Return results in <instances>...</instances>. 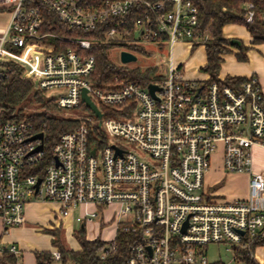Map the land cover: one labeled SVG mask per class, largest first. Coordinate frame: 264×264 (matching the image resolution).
I'll return each instance as SVG.
<instances>
[{"label":"built area","instance_id":"2783aa9c","mask_svg":"<svg viewBox=\"0 0 264 264\" xmlns=\"http://www.w3.org/2000/svg\"><path fill=\"white\" fill-rule=\"evenodd\" d=\"M3 4L11 10L0 38V79L1 66L12 62L45 94L55 91L51 99L57 108L84 105L85 90L100 112V118L79 119L73 130L59 134L47 148L44 125L6 120L0 111L4 233L26 221L29 201L40 200L56 203L60 218L81 205L100 210L115 206L110 221L134 238L127 246L126 264H212L205 255L208 244L225 245L238 262L240 250L254 243L264 245V172L251 170L252 149H264V96L256 77L229 84L209 77L191 80L172 66L176 41L194 45L210 38L199 29L198 11L190 0H4ZM242 8V19L251 23L254 4L246 2ZM50 20L61 31H50ZM97 31L108 43L136 49L148 42H169L166 74L145 86L135 80L94 85L89 80L94 69V57L88 53L91 42L80 35ZM48 39L54 43L45 44ZM148 85L156 86L155 97ZM98 105L114 111L104 117ZM96 126L106 138L103 144L91 130ZM108 137L134 143L150 159L123 150ZM214 156L225 176H247L244 198L227 199L206 185ZM96 216L97 211L84 212L75 221L84 224ZM4 254L18 264L16 245L0 246V260ZM51 257L60 259L57 249Z\"/></svg>","mask_w":264,"mask_h":264},{"label":"trees","instance_id":"16d2710c","mask_svg":"<svg viewBox=\"0 0 264 264\" xmlns=\"http://www.w3.org/2000/svg\"><path fill=\"white\" fill-rule=\"evenodd\" d=\"M198 11L199 29L208 32L210 38L203 43L205 62L200 70L207 74L212 82H219L218 72L223 60V55L228 52V41L222 35V30L226 25L233 24L244 27L251 37L252 45L264 44V1L262 0H190ZM252 2L255 7L254 17L251 23H245L242 19L243 5ZM51 21V20H50ZM53 27L50 31H61L55 21H51ZM67 34V32L63 31ZM71 34V32H70ZM90 40L91 47L88 51L94 57V69L89 76V80L96 86L105 87L108 83L116 80H135L143 86L158 79L155 67L146 69L127 68L114 65L108 57L109 50L114 46H128L124 43H108L103 40L100 31L95 33L81 34ZM53 40L48 39L45 44L52 45ZM56 45V44H55ZM58 45V44H57ZM56 45V47H57ZM196 44L192 45L195 46ZM243 48V47H241ZM238 60H245L243 52L235 54ZM3 77L0 79V111L6 120L26 119L33 123L35 127L44 125V142L49 148L57 139L58 135L73 130L79 120L61 118L57 116H46L42 114H27L25 106L37 105L39 107L55 108L53 100L47 98L45 92L40 90L35 82L21 77V68L15 64H4L1 66ZM246 77H225L224 83H239ZM104 117L111 115V111L106 107H100ZM93 134L99 137V144L105 143V136L99 131V127H93ZM51 244L60 253L61 264H126L129 257L128 243L133 241V236L129 233L116 230L112 241H101L99 239L87 240L84 227L74 232V238L78 242L79 250L73 251L65 249L59 241V231H51ZM264 246L261 243H254L237 253V260L241 264H258L251 256L257 247ZM103 257L101 258V255ZM36 264H53L51 252L40 251L33 253ZM14 264L15 258L12 255L4 254L0 264ZM212 264H222L214 262ZM264 264V263H263Z\"/></svg>","mask_w":264,"mask_h":264},{"label":"rangeland","instance_id":"374dc122","mask_svg":"<svg viewBox=\"0 0 264 264\" xmlns=\"http://www.w3.org/2000/svg\"><path fill=\"white\" fill-rule=\"evenodd\" d=\"M222 35L227 39L228 52L223 55V60L218 72V78L223 80L227 76H238V77H256L259 86L262 88L264 93V44L252 45L250 43V35L244 29V27L239 25L229 24L226 25L222 30ZM235 40L240 43V46L230 45V41ZM243 47V48H241ZM11 48V47H10ZM125 49L130 50L134 53L136 57L135 62L122 64L119 59V50ZM12 51L18 52L19 49L13 47ZM243 52L246 55L245 60H238L235 56L236 53ZM170 55V45L169 42H148L144 43L141 47L137 49H132L129 47H113L109 50L108 57L109 60L116 66H123L127 68H140L146 69L148 67L156 68V75H164L167 72L169 64ZM205 55L203 44H196L192 46L190 42L185 40L176 41L171 48V62L175 69H180L183 76L191 80H203L206 78L207 74L202 72L200 68L204 65ZM7 64V63H6ZM8 64H13L9 62ZM16 65V64H15ZM19 67V66H18ZM21 73L22 70H21ZM22 77V75H21ZM23 78V77H22ZM55 91H50L46 93L47 98H54ZM96 104H98L95 101ZM98 107H100L98 105ZM25 113L27 114H42L46 116H57L67 119H84V118H94V114L84 105H79L78 107L72 109L65 108H55L52 107H39L37 105L25 106ZM110 143L118 144L123 150L130 151L138 156H141L149 160V155L142 151L134 143L128 142L121 138H109ZM98 155V153H97ZM219 160L213 159L211 162V167L214 169V173L211 175L210 179H204L206 185L212 186V189L217 191L220 195H224L227 199L232 198H244L247 194V185L245 179L239 176L229 175L226 178L222 175L219 169ZM218 167V168H217ZM253 173L264 172V149L254 147L252 149V168ZM115 208L113 206L108 207V212L105 213L104 219H108V225H106V231L99 232V226L96 224H85V232L87 236L95 234L96 236L108 238V242L113 240L114 233L116 232L117 226L114 221H110ZM85 212L81 207L76 208L74 212V218L82 215ZM100 221L98 217L94 222ZM119 227V226H118ZM81 224L72 223L68 228H63L59 232V241L65 249L75 250L78 248V242L74 238V232L80 230ZM115 228V229H114ZM93 231V232H92ZM98 234V235H97ZM44 237L35 241L31 234L16 231L12 233L10 230L4 233L2 231V237L0 238V246L5 243H9L8 239H21L24 242V247L22 255H24L25 264H35L33 258H31L32 251H30L32 246L42 247L49 246V237L42 234ZM95 236V237H96ZM99 239L100 238H95ZM33 241H35L33 243ZM103 241V240H101ZM47 246V247H48ZM226 246L223 244H208L205 247V255L208 263L221 262L222 264H241L235 262L232 259V254L226 250ZM52 252V251H51ZM20 255V254H19ZM254 256L258 260H264V246H260L255 249ZM20 261V260H19ZM53 264H61L59 261H54Z\"/></svg>","mask_w":264,"mask_h":264},{"label":"crops","instance_id":"0c3cea01","mask_svg":"<svg viewBox=\"0 0 264 264\" xmlns=\"http://www.w3.org/2000/svg\"><path fill=\"white\" fill-rule=\"evenodd\" d=\"M3 1L4 0H0V38L4 34V32L7 28V25L9 23L10 10H11V6L3 4ZM207 77L208 76H206V78ZM227 77H238V76H227ZM261 91H262V88H261ZM262 94L264 96L263 91H262ZM213 159L219 160L218 156H214ZM214 169L212 167L210 168L209 172L206 175V178L210 179L212 177L211 175L214 173ZM219 169H220V167H219ZM220 171H221V169H220ZM222 175L224 176V178L229 176V175L225 176L223 173H222ZM232 176H234V175H232ZM236 176L243 177L245 179V182L247 185V176L245 174H239ZM79 207L84 209L85 212L91 213V212L97 211V216L92 221L81 224V228L84 227V229H85V224H93V225L98 224L97 226H99V229L96 231H98L99 235H100L99 232L106 231L105 226L108 225V219L107 218L104 219V216H105V213L108 212V207H105L101 210L92 206V205H81ZM113 207L115 208V206H113ZM58 208H59L58 205L56 203H53V202L31 200L26 204V206L24 208V217H25L26 221H24V223L21 226L13 227V228L9 229L12 233H14L16 231L29 233V234H31V237L35 241H38L39 239L44 237L42 234H45V236L49 237V246L47 245L48 247L45 245L42 247L32 246L30 248L31 249L30 251H32L31 258H33L35 264H36V262H35V258L33 255L34 252H40V251L51 252V251H54V247L51 244L52 236L49 234V232H51V231L61 232L63 228L70 227L72 225V223H74V222L77 223L75 221V218H74V212H75L76 208L73 209L71 211L70 215L65 217V218L59 217ZM98 217H100V221L95 223L94 221ZM77 224H80V223H77ZM115 233H114V236H115ZM95 236H96L95 234H93L91 236H87V234L85 232V237L87 240H93L95 238H100L103 241H108V238H106V237H101V236L95 237ZM1 237H2V226H1V222H0V238ZM8 241H10V242L5 243L2 246H6L9 244L16 245V247L19 250V254H20V255H18V264H25L24 255H22V252H23L24 247L26 248V246L24 245L23 240H21V239H14V240L8 239ZM35 241H33V243ZM258 248L259 247H257L256 249H258ZM76 250H79V246H78V248H76L73 251H76ZM254 259L258 264L264 263V260H258L255 256H254Z\"/></svg>","mask_w":264,"mask_h":264},{"label":"water","instance_id":"95a60500","mask_svg":"<svg viewBox=\"0 0 264 264\" xmlns=\"http://www.w3.org/2000/svg\"><path fill=\"white\" fill-rule=\"evenodd\" d=\"M230 45H234V46H240V43L238 41L232 40L230 41ZM119 59L120 62L122 64H127V63H131V62H135L136 61V57L132 54L129 53L127 51H121L119 54ZM148 91L150 93V95L152 97L154 96V91L157 89L156 86L154 85H148ZM81 102L84 104L85 107H87L97 118H100V112L97 109V107L95 106V104L86 96V91L82 90L81 92ZM38 138H41L42 135L38 134L37 135ZM118 154H120V152L117 150L116 151ZM40 183V179L37 180V183L35 185V189L37 190L38 185Z\"/></svg>","mask_w":264,"mask_h":264}]
</instances>
